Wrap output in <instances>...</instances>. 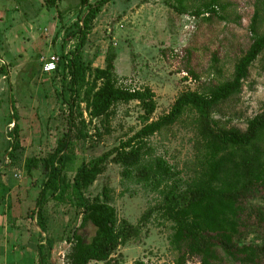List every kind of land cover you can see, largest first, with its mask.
Here are the masks:
<instances>
[{
	"label": "rangeland",
	"instance_id": "rangeland-1",
	"mask_svg": "<svg viewBox=\"0 0 264 264\" xmlns=\"http://www.w3.org/2000/svg\"><path fill=\"white\" fill-rule=\"evenodd\" d=\"M100 1L90 0L93 5ZM212 1L218 3L217 16L204 13ZM197 11L202 15L196 16ZM256 11L260 12L258 33L263 35L264 0H112L94 21L83 49L85 64L93 70L88 80L96 69L106 67L110 53L115 54L122 88L149 87L155 92L157 111L152 120L156 121L171 111L182 93H208L232 78L236 63L253 42ZM81 17L80 0H62L52 9L47 0H0V184L6 187L3 191L0 187V214L7 211L11 225L17 218L20 226L30 223V229L38 228L32 214L47 182L42 168L70 128L72 148L66 153L64 174L72 182L83 165L119 147L144 126L138 102L117 105L109 123L92 120L86 103H81L74 108L75 123L70 125L71 79L62 69L45 73L43 62L55 56L62 64L76 48ZM13 111L18 141L13 135ZM263 112L264 53L252 65L240 95L217 108L214 118L221 127L245 132L248 122ZM194 119L188 114L149 140L151 155L163 158L184 180L198 167ZM122 173L120 165L110 162L86 196L95 198L110 188L119 220L133 226L135 234L109 263L91 264H181L172 245L174 225L159 209L161 195ZM47 196L43 212L47 233L41 238L53 247L44 245L43 264H68L74 234L89 242L96 230L91 224L81 228L82 216L71 190L62 199L52 191ZM5 233L0 225V264H35L37 258L41 262L24 238L28 247L10 253L7 263L2 257ZM192 262L200 264L198 259ZM218 264L235 263L222 256Z\"/></svg>",
	"mask_w": 264,
	"mask_h": 264
},
{
	"label": "trees",
	"instance_id": "trees-1",
	"mask_svg": "<svg viewBox=\"0 0 264 264\" xmlns=\"http://www.w3.org/2000/svg\"><path fill=\"white\" fill-rule=\"evenodd\" d=\"M61 1L47 0V7L56 8ZM111 1L101 0L93 5L90 0H80L82 17L76 24L79 43L57 68L67 72L71 79L69 123L74 125L73 110L81 103H86L92 120L109 123L117 105L138 102L144 112V126L119 147L83 165L72 182L64 174L66 153L72 148L70 128L42 168L47 182L32 214L37 216L38 228L42 234L47 233L43 212L49 201L48 192L62 199L71 190L82 216L81 228L91 224L96 231L89 242L74 234L68 264L109 263L119 248L131 240L135 229L127 221L119 220L110 188L106 187L95 198L87 197L86 193L113 162L123 168L124 178L161 195L159 209L174 225L172 245L181 255V264L196 259L200 264H215V261L218 264L222 256L235 264H264V112L248 122L245 132L221 127L214 118L217 108L240 95L252 65L264 53V34L258 33L260 12L256 11L251 25L253 42L236 63L232 78L212 87L208 93H182L168 114L153 121L157 111L155 92L149 87L122 88L116 73L115 54L110 53L106 67L96 69L92 80H88L93 70L85 64L83 49L94 21ZM217 7V1H212L204 13L217 16ZM195 15L201 16L202 11ZM190 74L194 75L191 71ZM188 114L195 118L199 154L197 170L189 180H184L181 172L163 158L151 155L149 140ZM12 123L13 135L18 141L15 111ZM251 236L254 239L249 240ZM45 245L53 247L48 239ZM46 246L39 247L42 264Z\"/></svg>",
	"mask_w": 264,
	"mask_h": 264
},
{
	"label": "crops",
	"instance_id": "crops-1",
	"mask_svg": "<svg viewBox=\"0 0 264 264\" xmlns=\"http://www.w3.org/2000/svg\"><path fill=\"white\" fill-rule=\"evenodd\" d=\"M3 185L4 184L2 183L0 184L2 191L6 188V187L4 188L5 185L4 186ZM7 214H8L7 211H2V213L0 214L2 215L0 216V225L6 231L4 235V243H5L6 249L3 252L2 257H6L8 259L7 263H9L10 253L12 254L13 252H18L20 248L28 247L27 245L25 246V244L22 243V240L24 238L27 240L29 239V245L31 246L32 250L35 252L37 251V254L39 255V247L45 245V242H43L41 238L42 236H41L40 229L39 228L30 229L29 227H31V224L29 223L30 224L29 226L27 222H26L27 223L26 225L20 226L19 224L20 220H18L17 218L14 219L15 224L11 225V223L8 220ZM22 227L25 229H22ZM38 260L39 259L37 258L35 261L36 262L35 264H41V262ZM12 264H18V261H12Z\"/></svg>",
	"mask_w": 264,
	"mask_h": 264
},
{
	"label": "built area",
	"instance_id": "built-area-1",
	"mask_svg": "<svg viewBox=\"0 0 264 264\" xmlns=\"http://www.w3.org/2000/svg\"><path fill=\"white\" fill-rule=\"evenodd\" d=\"M59 65V59L53 56L43 62V71L47 74L54 73L57 71Z\"/></svg>",
	"mask_w": 264,
	"mask_h": 264
}]
</instances>
